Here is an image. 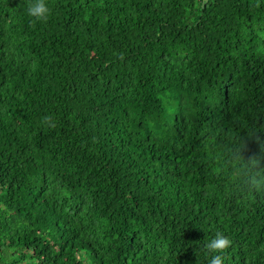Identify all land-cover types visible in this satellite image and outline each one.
<instances>
[{
	"label": "trees",
	"instance_id": "trees-1",
	"mask_svg": "<svg viewBox=\"0 0 264 264\" xmlns=\"http://www.w3.org/2000/svg\"><path fill=\"white\" fill-rule=\"evenodd\" d=\"M29 2L0 0V264H209L217 231L264 264L227 171L264 139V0Z\"/></svg>",
	"mask_w": 264,
	"mask_h": 264
},
{
	"label": "clouds",
	"instance_id": "clouds-1",
	"mask_svg": "<svg viewBox=\"0 0 264 264\" xmlns=\"http://www.w3.org/2000/svg\"><path fill=\"white\" fill-rule=\"evenodd\" d=\"M27 14L34 23H45L51 15V9L46 0H30L27 5ZM42 124L50 129L56 127V122L51 116H45ZM249 141L259 144L261 151L245 156ZM227 163L229 164L227 169L229 178L238 187H242L247 194H264V139L254 129H250L246 133V139L241 140L233 148ZM231 246V239L223 232L217 231L205 245V251L211 257L209 264H225L226 255Z\"/></svg>",
	"mask_w": 264,
	"mask_h": 264
}]
</instances>
